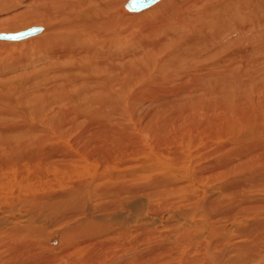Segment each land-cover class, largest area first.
Wrapping results in <instances>:
<instances>
[{
	"label": "bare ground",
	"instance_id": "6f19581e",
	"mask_svg": "<svg viewBox=\"0 0 264 264\" xmlns=\"http://www.w3.org/2000/svg\"><path fill=\"white\" fill-rule=\"evenodd\" d=\"M130 1L0 40L46 56L0 83V264H264V0Z\"/></svg>",
	"mask_w": 264,
	"mask_h": 264
},
{
	"label": "rangeland",
	"instance_id": "374dc122",
	"mask_svg": "<svg viewBox=\"0 0 264 264\" xmlns=\"http://www.w3.org/2000/svg\"><path fill=\"white\" fill-rule=\"evenodd\" d=\"M1 1H8V4L5 6L0 5V23L2 21L3 22L5 21V22L13 23V24H11V25L0 24V33L8 32V31H10L9 33H13L14 31H22V30L31 29L34 27H41V26L45 25V22H43L42 20L39 21L38 19L35 20L34 18H32L34 16L33 15L34 14L33 9L35 6L40 5L41 0H1ZM125 1L126 0H122L121 4L119 5L120 10H118V13L119 12L122 13L121 8L124 6ZM252 4H253V2H252ZM8 6H9V8H8ZM43 6H45V5H43ZM256 10H257V2H256ZM122 14H124V13H122ZM132 16L137 17L138 15H136V16L132 15ZM7 42H11V41H7ZM2 47L0 45V68L3 70L2 71L0 69V76H1L0 77V80H1L0 83L5 85V83L7 82V85H10L9 87L12 90L11 94H14V93L16 94V95H11V96L17 98V92L24 89V88L21 89V87H22L21 83L23 84V86L29 87V81L30 80L29 81H27V80L32 77L31 73H32L33 68L37 64L40 65L41 63H38L37 61L42 62V60L46 56L45 55L43 56L41 51H37V54H36V52L33 53L32 51H30V49H29L30 47H28L27 44H26V46L11 47V49H10V47H8V48H6V47L2 48ZM31 52H32V54H31ZM1 66H3V67H1ZM41 66H44V65L41 64ZM47 70L51 71L54 69L52 67V69L48 68ZM1 71L3 72V74ZM4 76H5V78H4ZM3 82H5V83H3ZM18 83H20V84H18ZM27 83H28V85H27ZM38 96L39 95H36L35 97H38ZM35 101H41V99H35ZM10 133H11V135H10ZM21 133L23 134L24 132L10 131L9 133H7L4 131L3 132L0 131V136H2V134H3L2 137L12 138V137H14V135L21 134ZM170 214H172V213H170ZM165 217L172 218V216L168 217L166 215H165ZM58 238H59V236L53 237V240L57 241ZM60 242H62L61 237H60Z\"/></svg>",
	"mask_w": 264,
	"mask_h": 264
},
{
	"label": "water",
	"instance_id": "95a60500",
	"mask_svg": "<svg viewBox=\"0 0 264 264\" xmlns=\"http://www.w3.org/2000/svg\"><path fill=\"white\" fill-rule=\"evenodd\" d=\"M155 0H131L128 7L131 10L139 9L142 6L150 5ZM36 34L35 30L27 29L18 33H0V40L2 41H21Z\"/></svg>",
	"mask_w": 264,
	"mask_h": 264
}]
</instances>
